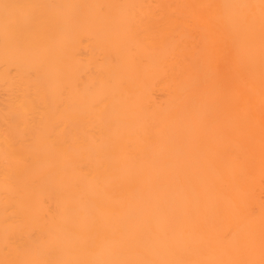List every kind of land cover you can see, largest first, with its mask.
I'll return each instance as SVG.
<instances>
[{
  "label": "bare ground",
  "instance_id": "1",
  "mask_svg": "<svg viewBox=\"0 0 264 264\" xmlns=\"http://www.w3.org/2000/svg\"><path fill=\"white\" fill-rule=\"evenodd\" d=\"M0 264H264V0H0Z\"/></svg>",
  "mask_w": 264,
  "mask_h": 264
}]
</instances>
